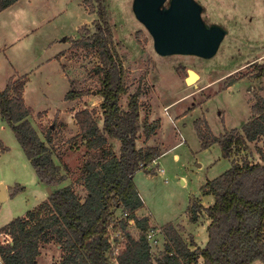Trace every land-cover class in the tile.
<instances>
[{"label":"rangeland","instance_id":"1","mask_svg":"<svg viewBox=\"0 0 264 264\" xmlns=\"http://www.w3.org/2000/svg\"><path fill=\"white\" fill-rule=\"evenodd\" d=\"M24 1V11L38 25L36 43L54 37L59 41L66 37L65 42H68L63 60L69 79L65 80L67 84L58 66L45 68V64L40 65L52 51L33 53V45L24 43L20 50H11L10 54L14 58L11 62L20 72H32L25 91V102L33 111L29 121L58 166V175L65 177L54 189L70 186L84 199L86 190L80 181L84 166L100 153L89 152L84 147L73 116L75 112L87 109L102 129V98L97 94L100 83L95 71L99 64L95 52L74 47L73 43L85 35V27L90 34L94 33L97 5L93 3L91 10L92 6L84 0ZM194 1L202 7L201 16L208 26L217 25L225 30L217 53L209 59L159 55L152 37L133 13V0H104L113 43L125 70L127 94L120 98L121 109H127L129 95L139 89L140 118L158 121L159 125L150 138L145 139L140 121L136 146L143 150L156 148L160 155L165 151L146 168L151 169V173L146 174V170L141 169L134 176V184L143 201V208L136 216L148 217L153 229L147 235L153 260L163 253L165 238L161 228L168 223H173L188 245L192 235L199 243L204 242L205 235L208 241L204 228L207 227L206 213H202L205 211L199 212L197 226H192L187 212L192 198H202L201 188L206 181L243 160L264 164V135L233 149L231 157L223 158L216 143L212 145L217 146L209 147L208 151L201 148L194 126V122L200 120L201 129L207 132L208 128L213 137H220L225 131H236L243 136L241 128L252 118L251 107L256 97L264 99V72L258 76L264 69V0ZM167 6L168 2L164 7ZM189 70L199 76L191 84L186 82ZM1 74L5 76L4 72ZM69 86L90 93L66 104L63 98ZM61 111L65 114L63 118ZM2 125L0 141L7 152L0 155V184L5 186L9 198L2 207L0 205V228L24 216L42 200V195L48 194L47 186L35 176L13 132L5 122L0 123ZM182 136L185 142L174 147ZM108 144L119 155L120 142L108 138ZM17 187L21 190L13 194ZM113 211L116 226L109 228V238L116 248L125 239V232L137 237L139 230L132 220L127 221L126 230H123L119 223L126 215L119 206ZM8 241V236H0V244ZM40 252L36 264L60 261V248L53 241L41 242ZM201 262L199 259V264ZM111 264L115 262L111 261ZM251 264L264 262L257 260Z\"/></svg>","mask_w":264,"mask_h":264},{"label":"trees","instance_id":"2","mask_svg":"<svg viewBox=\"0 0 264 264\" xmlns=\"http://www.w3.org/2000/svg\"><path fill=\"white\" fill-rule=\"evenodd\" d=\"M18 1L0 0V12ZM84 1L92 6L91 10L96 3L98 19L93 23L94 33L90 34L85 27L86 36L74 41L73 46L94 51L98 58L95 71L100 83L97 94L102 98V129L87 109L75 112L73 117L84 147L100 154L84 166L80 179L86 190L84 199L70 186L54 189L65 177L58 175V166L28 120L33 112L23 98L26 78H11L6 87L0 89L1 118L13 132L38 180L53 190L46 201L0 228V236L9 237L8 242L0 244L1 264H36L41 242L49 241L60 248L57 264H111V261L117 264H199V259L202 260L200 264L264 262V164H251L246 160L231 164L202 188L203 194L214 197L213 205L203 208L192 198L187 207L192 223L197 222L202 209L207 214L210 223L206 245L197 247L192 238L188 245L181 233L168 223L161 228L165 238L163 253L153 260L147 239L153 229L148 217L136 216L143 208V201L134 184V176L141 169L146 170V174L151 173V169L146 168L160 155L156 148H137L139 129L142 127V134L149 139L159 122L140 118L139 89L129 95L127 109H121L120 98L127 94L125 70L113 43L104 0ZM263 72L264 69L258 76ZM89 93L71 87L64 99L74 101ZM256 98L251 107L252 118L241 128L243 136L236 131H225L220 137H213L208 128L207 132L201 129L202 121H195L201 148L207 149L216 143L222 157L229 158L233 149L262 137L264 99ZM108 138L120 142L119 155L108 144ZM0 151H7L1 142ZM20 190L17 187L13 194ZM117 206L126 215L119 223L122 229L126 230L127 221L132 220L139 233L134 237L125 232L123 242L114 248L109 228L116 226L113 209Z\"/></svg>","mask_w":264,"mask_h":264},{"label":"water","instance_id":"3","mask_svg":"<svg viewBox=\"0 0 264 264\" xmlns=\"http://www.w3.org/2000/svg\"><path fill=\"white\" fill-rule=\"evenodd\" d=\"M167 2L168 6L164 7ZM132 9L152 37L156 53L161 56L209 59L215 56L225 36L221 26H208L203 21L202 7L194 0H133ZM188 74L190 78V72ZM47 191L50 196L51 188ZM5 198L4 187L0 185V201Z\"/></svg>","mask_w":264,"mask_h":264},{"label":"crops","instance_id":"4","mask_svg":"<svg viewBox=\"0 0 264 264\" xmlns=\"http://www.w3.org/2000/svg\"><path fill=\"white\" fill-rule=\"evenodd\" d=\"M24 2H25L24 0H19L18 2H16L12 6L6 8L2 12H0V64H2V66H0V89L1 90L4 89L6 87L8 81L11 78H14V79L26 78L25 84H24V90H23V98L25 101V91H26V88L28 86V83L30 82V80L32 78V72H27V73L20 72L17 69V67L15 66V63L11 62V60L14 61V58L10 54V51L14 50L16 52L17 50H20L24 46L23 45L24 43H30V45H33V53L34 52H40V53L48 54L47 52L52 51V53H49V58L47 60H45V63L40 64V65L45 64V68L52 66V65L58 66L59 69L61 70L60 73L64 77V81H65L68 79V77H67V74H66L64 67H63L64 66L63 60L65 57L64 51L67 48L68 42H65L66 37H64L61 41L57 40V38L54 37V38H50V39L46 38L44 43H36V41L39 39L38 28H37L38 25L36 22L33 21L32 17L24 11L25 10L23 8ZM27 2H30V1H27ZM6 40H7V42H6ZM56 43H63V44H56ZM14 55L17 56V54H14ZM38 67L35 69H38ZM1 72H4L5 76H3L1 74ZM65 83L67 84L68 81L67 82L65 81ZM69 88H70V86H69ZM69 90L70 89H68V91ZM65 95H64V98H65ZM64 98H63V100H64ZM64 101L67 104V101L66 100H64ZM25 105L27 107L31 108L26 102H25ZM57 110H61V109H57ZM64 115H65L64 112L61 111L60 116L63 118ZM181 118H180V120H181ZM28 120H30V117H28ZM61 120H63V119H61ZM4 122L5 121L0 116V123L3 124ZM63 122H64V120H63ZM2 128H4L3 125L0 126V129H2ZM183 142H185V141H184V138L182 136L181 140L178 143H176L174 147L181 146ZM215 145H211L210 148L215 146ZM208 149L209 148H207L205 151H208ZM5 152H7V151H5ZM3 153L4 152L0 151V155ZM163 153H165V151H163ZM163 153H161V155ZM24 156H25V154H24ZM26 160L29 162V160L27 158H26ZM157 163H158V160H157ZM35 176H36V174H35ZM209 181H211V180H209ZM207 182L208 181H206V183ZM206 183L204 185H202V188L206 185ZM0 185H2V184H0ZM202 188H201L202 198H198L197 200L203 205L204 208H207V207L213 205L214 197L212 195L203 194ZM4 191H5L6 198L3 201H0V205L2 203L7 202L8 198H9V194H8L5 186H4ZM48 196H49L48 194H46V196L42 195L41 196L42 200L34 208H36L43 201H46ZM189 204H190V202L188 203V205ZM1 207H2V205H1ZM1 207H0V209H1ZM34 208H32V210ZM28 211H30V210H27L26 212H28ZM202 213H205V212H202ZM205 215H206L205 220H207L205 226H208L209 218H208L207 214H205ZM196 223H193L192 226H197ZM204 228H205V234H206L207 233V227H204ZM190 235H192V234L190 233ZM205 237L206 238H204V242H200V243L196 241V239L193 235L191 238L197 247L202 248L204 246V244H206V242H207V236L205 235ZM192 249H194V248H192ZM39 259L40 258L37 259V262L39 261Z\"/></svg>","mask_w":264,"mask_h":264},{"label":"bare ground","instance_id":"5","mask_svg":"<svg viewBox=\"0 0 264 264\" xmlns=\"http://www.w3.org/2000/svg\"><path fill=\"white\" fill-rule=\"evenodd\" d=\"M189 72H190V76H189L190 78H188L189 79L188 82L191 84L195 82L199 78V76L192 70H189Z\"/></svg>","mask_w":264,"mask_h":264},{"label":"built area","instance_id":"6","mask_svg":"<svg viewBox=\"0 0 264 264\" xmlns=\"http://www.w3.org/2000/svg\"><path fill=\"white\" fill-rule=\"evenodd\" d=\"M115 264H117V263H115Z\"/></svg>","mask_w":264,"mask_h":264}]
</instances>
